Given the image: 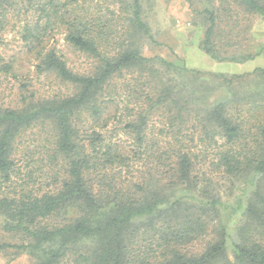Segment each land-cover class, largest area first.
<instances>
[{
	"label": "trees",
	"instance_id": "obj_1",
	"mask_svg": "<svg viewBox=\"0 0 264 264\" xmlns=\"http://www.w3.org/2000/svg\"><path fill=\"white\" fill-rule=\"evenodd\" d=\"M200 1L203 8L192 7L204 29L200 49L217 62L252 60L239 49L250 19H264V0ZM114 3L120 27L112 32L78 0H0V47L15 26L8 18L22 19V52L34 57L36 73L74 88L63 98L22 96L19 107L0 108V252H24L31 264H264V69L201 73L147 58L130 32L155 43L140 0ZM221 25L228 39L218 46ZM55 30L91 60V71H71L48 48ZM121 32L122 40L114 35ZM13 60L0 55V73L15 76ZM158 63L184 81L181 89ZM125 75L148 76L131 91L144 103L122 123L129 143L104 134L117 117L104 93ZM83 114L87 128L78 126ZM39 124L53 131L45 188L31 175L18 183L14 161L17 138ZM249 176L256 181L231 258L225 230L215 226L218 186Z\"/></svg>",
	"mask_w": 264,
	"mask_h": 264
},
{
	"label": "rangeland",
	"instance_id": "obj_2",
	"mask_svg": "<svg viewBox=\"0 0 264 264\" xmlns=\"http://www.w3.org/2000/svg\"><path fill=\"white\" fill-rule=\"evenodd\" d=\"M88 12L100 18L102 21H110L112 32L115 26L119 30V23H116L117 6L113 0H78ZM143 20L150 28L154 44H150L144 37L132 31V41L139 47L140 51L147 58H160L165 63L184 66L186 69L213 74L243 75L254 72L256 69H264V19L251 18V32L246 35L245 41L239 50V54L252 55V60L236 62H217L211 59L200 49V42L203 38L204 29L199 17L193 14L192 7L199 10L203 8L200 0H194L191 5L187 0H140ZM14 28L9 27L3 34L4 44L0 47V55L4 62L13 60L15 76L0 73V108H14L21 105V97L34 99L63 98L74 92L69 84L61 82L54 75H40L35 71L36 61L31 55L22 52L21 30L24 25L22 19L13 20ZM247 23H243L245 27ZM225 30L219 44L228 39V27L221 25ZM121 40L126 38L123 33H116ZM48 48H54L63 56L67 67L76 73H88L92 69V62L84 54L69 47L64 41V34L61 30H55L48 43ZM224 55L234 52L233 49H220ZM157 64V67L176 82L177 89H181L183 80L173 70L166 72V64ZM168 73V74H167ZM148 76L125 75L111 82L105 91L106 100L113 101L110 108L115 111L117 117L110 121L105 136L111 133L117 134V139L131 142V139L122 130V123L128 119V115L136 106L144 103V99L131 95L135 84ZM128 87V88H126ZM140 92V89H136ZM148 90V87L144 89ZM144 92V91H143ZM180 97L184 96L183 91L177 90ZM158 120V119H157ZM78 126L87 128L89 121L86 114L77 120ZM156 126H160L157 121ZM53 131L49 125H36L24 131L15 142L14 161L18 168V183L27 182L28 177L36 179V187L45 188L51 182V172L48 171V155L51 153ZM205 170V169H204ZM36 175V177H34ZM256 178L249 176L241 179L224 178L219 182L218 216L215 226L223 228L226 233V251L232 258L234 244L237 238L238 228L244 219L245 209L249 193L253 189ZM187 196L186 193L178 194ZM189 200V197L186 198ZM210 232L206 240L213 238ZM13 242V241H12ZM199 248V244L197 245ZM26 253L21 251L0 252V264H31ZM66 264V263H65Z\"/></svg>",
	"mask_w": 264,
	"mask_h": 264
}]
</instances>
